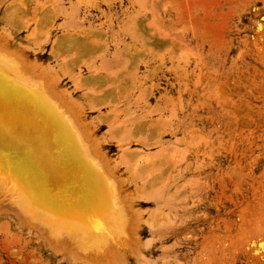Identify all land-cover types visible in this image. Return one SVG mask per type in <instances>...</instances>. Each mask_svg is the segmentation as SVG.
<instances>
[{"label":"rangeland","instance_id":"rangeland-1","mask_svg":"<svg viewBox=\"0 0 264 264\" xmlns=\"http://www.w3.org/2000/svg\"><path fill=\"white\" fill-rule=\"evenodd\" d=\"M10 1H0V42L37 65L38 72L51 75L57 60L49 52L50 43L32 48L26 37L28 26L1 32L4 8ZM82 1L70 0L75 5L70 10L81 17L92 16L97 23L100 14L87 2L102 8L105 4ZM143 1L130 0L122 12L115 8L118 19L127 25L134 22L138 32L146 34L154 30L151 24L157 19H176L180 14L176 30L183 31L184 25L183 29L193 31L183 32L195 33V40L191 47L177 48L162 41H132L133 58L141 62L129 77L134 99L113 117L117 127L106 129L104 109L79 106L82 88L69 78L52 80L81 126L94 137L137 221L139 241L133 243L139 245L133 246L131 237L115 242L113 249L123 259L108 264H264V0H145V6ZM25 10L28 18L30 6ZM52 34L60 35L57 30ZM196 40L200 45H193ZM82 73L86 76L84 68ZM153 83L165 85L166 94L160 95ZM141 84L149 97L137 96ZM144 106L158 109L145 114ZM155 134L159 136L153 139ZM121 135L135 158L161 149L152 176L141 178L126 167L127 153L116 146ZM8 199L0 197V264H87L73 255L75 250L71 254L54 246L38 230L20 222Z\"/></svg>","mask_w":264,"mask_h":264},{"label":"bare ground","instance_id":"bare-ground-1","mask_svg":"<svg viewBox=\"0 0 264 264\" xmlns=\"http://www.w3.org/2000/svg\"><path fill=\"white\" fill-rule=\"evenodd\" d=\"M93 1L96 3V0ZM65 2L70 5H65L64 0H11L4 8L1 32L9 34L28 26L26 37L31 47L42 49L46 43H50L49 52L57 61L51 75L43 70L38 72L37 65L29 64L21 54L8 50L5 43L0 42V197L9 198L8 206L19 221L38 230L54 246L71 254L75 250L73 255L87 264L114 263L123 259L113 249L115 242L131 237L132 244L139 239L136 218L116 176L104 164V156L94 137L81 126L71 106L56 91L52 80L57 81L65 76L75 86L81 87L83 98L79 106L104 109L106 129L110 131L115 124L118 125L112 120L116 119L119 108L126 107L135 95L131 91L130 79L141 60L133 58L132 41H162L169 48L182 45L191 47L195 33H184L191 30H185L187 27L183 29L184 25H180L183 31L176 30V22L180 18L176 19L181 15L177 17L175 13L173 16L176 19L165 16L168 19L164 17L161 21L157 19V14L154 17L159 20L158 27L155 21L156 25L155 22L151 24L154 30L151 28L146 34L138 32L137 24L128 22V26L126 20L118 19L115 11L117 7L121 12L126 11V4L130 0L105 3L102 0L100 2L105 4L104 8L98 3L87 2L94 5L92 7L100 14L97 23L92 16L73 14L71 10L75 5H71L70 0ZM147 3L145 1L144 6ZM27 6H30V16L25 18ZM90 6L85 8V12L89 11ZM167 15H170L169 11ZM55 30L60 33L59 36L52 34ZM196 42L194 46L200 45ZM82 68L86 70V76ZM161 77L166 79L164 75ZM159 83H153L154 89L160 95L166 94L167 87H160ZM144 86L141 84L138 88ZM144 92L140 88L137 96L143 98ZM145 100L142 103L148 106ZM155 106L151 109L157 110ZM145 108V114L149 111L153 113ZM156 136L159 135L155 134L152 138ZM122 138L125 137L121 135L116 140V146L122 153H127V157H123L126 167L131 173L141 175V178L152 176L161 149L142 152L141 156L135 158L128 150L129 142ZM120 155L119 159L122 158ZM146 167L150 169L145 170Z\"/></svg>","mask_w":264,"mask_h":264}]
</instances>
